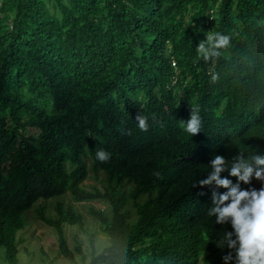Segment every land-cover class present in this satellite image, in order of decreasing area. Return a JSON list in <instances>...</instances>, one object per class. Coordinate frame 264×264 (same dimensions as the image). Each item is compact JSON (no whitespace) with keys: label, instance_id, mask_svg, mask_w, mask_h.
<instances>
[{"label":"trees","instance_id":"1","mask_svg":"<svg viewBox=\"0 0 264 264\" xmlns=\"http://www.w3.org/2000/svg\"><path fill=\"white\" fill-rule=\"evenodd\" d=\"M214 32L231 43L205 63L196 46ZM213 70L236 113L223 142H205V115L197 137L179 124L189 116L178 90L209 86ZM98 149L110 159L97 160ZM254 151L264 155V0H0V264H19L22 213L65 193L108 206L88 209L107 242L96 253L90 233L88 263L76 246L83 264H225L231 250L217 242L231 224L207 213L212 192L226 189L193 184L214 155ZM89 169L100 187L83 185ZM38 212L78 264L63 225L82 226L83 215L62 202L54 219Z\"/></svg>","mask_w":264,"mask_h":264},{"label":"clouds","instance_id":"2","mask_svg":"<svg viewBox=\"0 0 264 264\" xmlns=\"http://www.w3.org/2000/svg\"><path fill=\"white\" fill-rule=\"evenodd\" d=\"M231 35L221 32H214L206 35L205 39L196 46L197 58L205 63L218 60L224 49L230 46ZM210 85L206 86L200 79L190 90L189 96L178 90L182 100L184 112L189 119L180 120V127L189 134L197 137L202 133L203 120L205 115L210 121L211 130L205 142L215 139L224 141L230 136L236 127V113L228 107L226 92L219 83V73L209 72ZM173 77L171 84H175ZM116 94L113 93L115 99ZM195 103L193 106H186L189 100ZM134 124L141 131L149 128L148 118L139 114L135 117ZM200 151L193 152L188 156L202 155ZM96 159L106 162L111 154L103 149L95 153ZM211 171L204 179L198 180L193 187L211 186L226 189L223 193L212 192V204L208 210V216H215L217 224L230 223L232 231L223 233L217 242L219 247L226 246L229 251L222 257L225 264L233 261V264H264V155L256 151L245 155L238 152L231 160L222 155H214L209 161ZM227 171L229 176L235 177L236 182L227 177H221V173ZM159 178V174H157ZM255 178L260 181L261 187H251V181ZM241 182L248 184L249 188H241ZM227 202V203H226ZM235 237V238H233ZM233 252L235 255L233 256ZM126 257V253H125Z\"/></svg>","mask_w":264,"mask_h":264},{"label":"rangeland","instance_id":"3","mask_svg":"<svg viewBox=\"0 0 264 264\" xmlns=\"http://www.w3.org/2000/svg\"><path fill=\"white\" fill-rule=\"evenodd\" d=\"M89 160H87V164ZM102 175L97 177L89 169L87 178L83 181V185L91 187L92 185L101 186L100 179ZM62 202L65 205L72 204L73 207L83 215V224L69 225L64 223V234L69 247L73 250L76 262L83 264L81 254L76 250V246L80 245L82 252L86 255L84 262L88 263L91 258L92 248L89 245L88 235H94L95 252L98 253L107 239L100 233L98 223L94 221L88 212L90 206L98 209H107V203L103 200L74 202L69 193L54 196L49 199H38L33 206L22 213L23 227L18 230L16 238L18 241L19 264H46L52 260V264H72L59 252L56 241L55 230L53 227L45 224L40 216L38 209H43V214L48 218H56V204ZM2 249V248H0ZM3 256L0 252V263Z\"/></svg>","mask_w":264,"mask_h":264}]
</instances>
